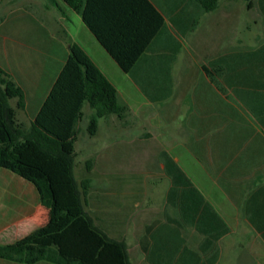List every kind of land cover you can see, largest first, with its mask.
<instances>
[{"label": "crops", "instance_id": "0c3cea01", "mask_svg": "<svg viewBox=\"0 0 264 264\" xmlns=\"http://www.w3.org/2000/svg\"><path fill=\"white\" fill-rule=\"evenodd\" d=\"M6 1L19 6L0 28V68L21 88L30 121L71 45L113 85L97 59L117 64L78 14L60 0ZM136 3L137 33L151 38L131 74L117 66L130 84L122 102L113 86L129 111L155 109V123L134 139L123 127L113 145L124 159L117 149L107 166H92L84 209L126 245L129 264H264V0H218L208 13L196 0H110L94 5L91 21L110 39ZM46 220L35 187L0 168V235L17 241Z\"/></svg>", "mask_w": 264, "mask_h": 264}, {"label": "trees", "instance_id": "16d2710c", "mask_svg": "<svg viewBox=\"0 0 264 264\" xmlns=\"http://www.w3.org/2000/svg\"><path fill=\"white\" fill-rule=\"evenodd\" d=\"M60 1L81 17L119 69L131 74L151 38L137 33L136 22L142 16L139 4H127L122 25L110 39H104L90 14L94 5L110 0ZM196 2L201 12L208 13L216 9L218 0ZM10 100H16V109L10 106ZM85 104L92 111L85 128L89 137L96 135L99 120L115 116L122 121L129 112L118 100L115 87L77 45L70 46L65 64L28 129L16 120V110H24V94L0 68V168L31 183L47 211L43 226L12 244L0 245V259L20 264H129L126 245L109 238L84 209L92 160L85 162L86 174L79 180L73 172L77 126ZM164 166L174 181L165 162Z\"/></svg>", "mask_w": 264, "mask_h": 264}, {"label": "rangeland", "instance_id": "374dc122", "mask_svg": "<svg viewBox=\"0 0 264 264\" xmlns=\"http://www.w3.org/2000/svg\"><path fill=\"white\" fill-rule=\"evenodd\" d=\"M18 2H0V19L14 9H17ZM11 17H6L4 19V23H0V28L4 29H10L8 24H6V21H9ZM4 25V26H3ZM2 28V29H3ZM12 27V31H14ZM1 32V31H0ZM1 34V33H0ZM103 55V54H102ZM96 58H98V54L95 55ZM105 57V56H104ZM103 56H100L97 59V63H103V66L100 65L102 70H106V72H109V78L111 79V82L113 85L119 90L120 96L119 100L122 102L124 89L125 87H128L130 84L127 80H123L121 77V72L118 69V67L115 65L114 62H111L109 65L104 59H102ZM27 111L23 110H16L17 112V121L19 124L22 125L24 129H28L30 127V118L31 115L29 113V109H26ZM23 111V112H22ZM27 112V113H26ZM84 114L86 117L90 114V109H84ZM155 109H130L128 114L125 116V118L122 121H119L115 116H109L105 119H101L98 121V129L97 133L94 137H89L86 133V120H83V122L79 123L77 126V140L75 143V151H76V158L74 161V174L77 180L84 176L85 173V162L88 160H92V166H107L108 162L105 160V156L109 157V154L111 152H114L117 149H120L122 152L123 146L119 145L118 143H115L113 145V141L122 137L123 134V127L127 124H131V138H138L140 137L144 132V128L149 123H155ZM112 144V145H111ZM122 154V155H121ZM125 154V153H124ZM123 152L119 154V157L121 155V159H124ZM134 160V158H133ZM118 169L119 167H123V163H114ZM91 176V174H90ZM34 229H32L30 232H32ZM10 236V237H9ZM0 235V245H7L12 244L16 242L15 235ZM21 239L22 237H18Z\"/></svg>", "mask_w": 264, "mask_h": 264}]
</instances>
